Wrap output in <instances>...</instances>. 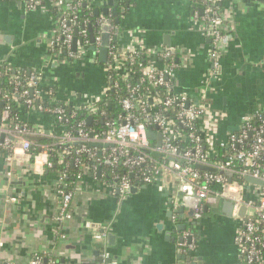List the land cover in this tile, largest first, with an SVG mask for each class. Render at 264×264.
Masks as SVG:
<instances>
[{"label": "crops", "instance_id": "1", "mask_svg": "<svg viewBox=\"0 0 264 264\" xmlns=\"http://www.w3.org/2000/svg\"><path fill=\"white\" fill-rule=\"evenodd\" d=\"M115 1L91 0L93 11L105 4L113 22L108 47L114 44L122 53L174 51L175 89L192 97L205 89L215 141L235 132L242 115L264 111V0L220 3L228 43L221 47L216 78L210 40L194 23L199 7L190 0H123L117 7ZM54 6L55 0H41L35 9L26 0H0V67L39 74L40 85L54 87L57 98L81 103L84 94L98 96L107 83L109 54L102 60L100 16L99 41L79 57L63 59L48 47L57 28ZM22 119L38 132L55 134L50 115L25 108ZM46 161L44 151L33 158L19 153L12 160L0 151V264H28L35 253L65 264H98L103 247L114 264H238L235 236L241 219L232 214L230 202L204 204L189 215L171 183L160 191L158 183L140 181L121 198L94 163L82 168L71 189L69 216L58 222L60 178L47 172ZM246 192L248 198L258 194L253 184ZM102 230L104 240L96 236ZM187 234L194 240L190 251L181 246Z\"/></svg>", "mask_w": 264, "mask_h": 264}, {"label": "built area", "instance_id": "2", "mask_svg": "<svg viewBox=\"0 0 264 264\" xmlns=\"http://www.w3.org/2000/svg\"><path fill=\"white\" fill-rule=\"evenodd\" d=\"M222 1L224 0H202V5L195 8L193 17L194 23L202 29V34L210 40L209 59L213 78L219 74L221 47L228 43L224 18L219 9ZM81 2L55 0L57 28L48 41V47L56 56H59V51L54 52V49L60 47L66 53L64 58L75 59L90 44L88 41L82 43L72 34L76 24L75 11ZM26 4L35 9L41 7V0H26ZM84 4L92 8L91 0H84ZM101 18L100 16L97 19L100 24ZM79 35L86 37L87 29H81ZM95 41H99V37L95 36ZM138 50L144 51L147 64L139 71L138 80L134 81L132 71L124 60L133 61ZM108 54L111 60L106 66L107 83L100 95L84 94L82 102L73 106L74 109L82 107L90 113L96 112V101L104 98L107 90L112 88L113 82L108 83L110 73L115 77L113 87H117L119 82H123L125 87V95L117 98L123 110L119 121H106L103 129L94 131L87 129L85 121L81 120L77 124L76 134L66 132L63 135L53 134L51 137H58L59 144L81 143L77 153L91 152L86 147L89 142L102 143L105 147L99 150L92 148V154L97 153L100 157V164L113 166L121 163L127 168V172L137 171V181L144 184L158 183L160 191L171 183L178 191L182 205L194 209L196 213L204 204L214 206L222 198L231 203L234 216H237L239 207L245 205L247 211L235 236L238 264H261L264 260V187L253 185L255 191H258L257 197L248 198L246 191L251 184H242L236 178L249 176L264 181V111L256 110L242 115L235 132L230 133L225 140L215 141L214 125L206 117L207 105L203 99L205 89H202L200 96L195 97L175 89L174 51L161 47L154 53L142 48L122 53L116 45L111 44ZM159 60L169 63H160L159 66ZM10 71L9 66H3L0 78ZM14 78L15 75H12V79ZM39 79V74H29L26 81L28 88L19 91V99L23 100L26 108L50 113L56 121H67L64 106L69 104L68 101L57 104V96H52L53 92L47 91L48 102L55 106L44 107L39 103L43 100ZM14 84L18 86L20 81L16 80ZM6 100L7 105L0 111V150L8 160H12L19 153L31 158L29 149L32 141L27 136L45 134L35 129L29 131L28 123L23 119L19 118L22 123L13 122L8 106L10 100ZM74 114L75 111H72L69 117ZM182 128L185 129L184 133ZM148 129L152 131L151 140L148 138ZM203 142L207 145L205 149ZM219 150L222 151L221 155L218 154ZM44 152L47 154L46 150ZM75 162L83 166L80 158L77 157ZM46 165L50 163L46 161ZM199 166H204L205 169L199 170ZM79 176L81 174L77 178ZM116 179L118 183H113L114 189L123 198L129 194L133 183L127 174L120 177L116 175ZM59 186L58 184L56 188L59 197L56 220L62 222L69 216L73 193ZM10 199L14 200L13 197ZM105 235L103 230L96 234L100 240H104ZM184 238L181 246L192 250L194 240L190 234ZM28 264L65 263L54 258L46 259L35 253ZM98 264H114L105 247L100 252Z\"/></svg>", "mask_w": 264, "mask_h": 264}, {"label": "trees", "instance_id": "3", "mask_svg": "<svg viewBox=\"0 0 264 264\" xmlns=\"http://www.w3.org/2000/svg\"><path fill=\"white\" fill-rule=\"evenodd\" d=\"M75 1V0H73ZM82 2L80 5L76 8L75 11V22L76 24L73 27L72 34L74 37L78 38L82 43L84 41L90 42V36H89V29L91 28L94 36L98 34L99 25L97 23V17L94 14V11L92 8L87 7L84 4V0H81ZM193 4H195V7H200L202 5V0H190ZM218 4V3H217ZM219 5V4H218ZM81 29H87V36L82 38L79 35V32ZM88 47V46H87ZM59 51V56L61 58H64L66 56V53L64 52V48L54 49V52ZM135 55V54H133ZM111 60V57H109V61ZM163 61V60H162ZM160 61V63L168 64L169 62L164 60L163 62ZM125 64L130 67L132 71V79L134 81L138 80V77L140 75L139 71H141V68L147 64L146 55L143 50H138L137 54L134 56L133 61L124 60ZM0 70H3V66L0 67ZM12 75H15L16 78L12 79ZM27 73L24 71H20V73H16L15 70L11 67V71L9 73H4L2 77L0 78V111L7 105L6 98H9L8 106L10 108V114L12 117L13 122L15 123H22V111L26 108L25 105H23V100L19 99L18 93L23 88H28L26 81H27ZM19 80L20 84L16 86L14 84V81ZM115 77L114 75L109 73V79L108 83L111 81L113 82L112 88L108 89L106 92V96L104 98H101L100 100L96 101L95 106L97 107L96 112L90 113L86 108L80 107L79 109H74V106L72 103H69L65 107V113L66 116H68L67 121H56L55 122V134L60 135L62 133H70L72 135L76 134L77 124L79 121L84 120V125L87 129L91 130H101L105 126L106 121L110 122H118L119 116L123 114V110L120 106V104L117 102V98L123 97L125 95V87L123 82H119L117 87H113ZM39 90L41 91V95L43 96V100L39 103L42 104L44 107H54L55 105H51L47 100V91H52L53 95L56 96V89L52 86L48 85H39ZM14 95V96H13ZM15 98V99H14ZM57 104L63 103L64 100L62 99H56ZM72 111H75V114L72 117H69ZM48 115L52 116V114L47 113ZM88 116L92 117V120L90 124H88L87 118ZM20 118V119H19ZM27 127L29 131H34L32 126L30 124H27ZM183 133L185 132V129L182 128ZM30 134V133H29ZM63 135V134H62ZM36 137L35 139H32V145L29 149V152L31 154V158H33L35 155H37L40 151L46 150L47 152V161L50 163V165H46L47 172L56 173L59 175L60 178V186L61 188L65 190H71L77 176L79 174H82V168L84 166H90L94 163L99 164L103 171L105 172L106 179L113 183H118V179H116V175L123 176L126 175L129 177L130 181L132 183L136 182L138 180L137 178V171L133 170L131 172H127V168L123 166L121 163H117L113 166H106L103 164H100V157H98L97 153L95 155L92 154V148L86 144V147L90 149L91 152L88 151H82L77 153L76 151L80 149V145L77 143H65V144H59L57 141L58 137H51L46 135H32ZM204 146V149L207 148V145L205 142L202 143ZM1 151V150H0ZM222 151H218V154L221 155ZM218 155V156H219ZM80 158V160L83 162V166H80L75 162L76 158ZM215 157V155L213 156ZM211 157V158H213ZM199 170H203L202 168H199ZM139 175V173H138ZM238 179L242 184L246 182L244 177L236 178ZM48 259V258H46Z\"/></svg>", "mask_w": 264, "mask_h": 264}, {"label": "water", "instance_id": "4", "mask_svg": "<svg viewBox=\"0 0 264 264\" xmlns=\"http://www.w3.org/2000/svg\"><path fill=\"white\" fill-rule=\"evenodd\" d=\"M110 2V0H108ZM117 2H120L121 3V0H118V1H115V4H116V7L118 6V3ZM105 4L104 5H100V6H97V8L94 9V14L96 17H99L101 16V28H102V31H103V45L102 47L100 48V53H101V56H102V60L106 61L105 60V56H106V53L108 51V38H109V30L111 29V26H112V20L110 19V17H107L108 16V12L105 10L104 8ZM116 9L113 8V14H116ZM104 16V17H103ZM116 23L119 22V18L115 19ZM89 36H90V42L91 43H94L95 41V36L91 30V28L89 29ZM167 37V35H166ZM165 44H167V41H165ZM74 49L76 48V41L74 40V45H73ZM92 118L89 116L87 118V121H88V124H90ZM236 130V129H235ZM148 138L151 140L152 139V131L150 129H148ZM27 138H29L30 140L32 139H35L36 137L34 136H31V135H28ZM78 145H81V143H77ZM88 145L90 147H99V146H102L103 144L102 143H97V142H89ZM200 168L202 169H205L204 166H199ZM211 169V168H209ZM245 180L247 183L249 184H253V185H257L259 187H264V181L261 180V179H256V178H252V177H245ZM245 188H247V186H245ZM133 190V187L131 188ZM246 191V190H245ZM219 202H225L226 204H229V201L228 200H225V199H220ZM207 207V205L205 206ZM214 210V209H213ZM247 211V208L245 205H241L239 207V210L237 212V216L242 219L244 218L245 216V213ZM195 213V210L190 208L189 209V215H193ZM194 260V258L192 259ZM188 261H189V256H188Z\"/></svg>", "mask_w": 264, "mask_h": 264}, {"label": "flooded vegetation", "instance_id": "5", "mask_svg": "<svg viewBox=\"0 0 264 264\" xmlns=\"http://www.w3.org/2000/svg\"><path fill=\"white\" fill-rule=\"evenodd\" d=\"M121 2L123 3L124 1L122 0Z\"/></svg>", "mask_w": 264, "mask_h": 264}]
</instances>
